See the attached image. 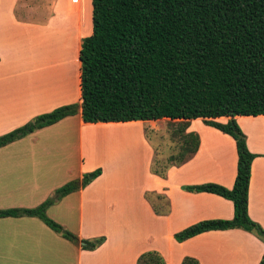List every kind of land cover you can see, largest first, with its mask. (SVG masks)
<instances>
[{"label": "crops", "instance_id": "crops-1", "mask_svg": "<svg viewBox=\"0 0 264 264\" xmlns=\"http://www.w3.org/2000/svg\"><path fill=\"white\" fill-rule=\"evenodd\" d=\"M41 1L0 0V134L58 106L77 103L79 107L76 114L0 147V209L36 206L65 182L101 167L99 176L51 205L47 214L67 228L74 221L69 229L80 239L104 235L105 240L87 250L36 217H3L0 258L9 264H25L29 259L41 264H136L140 254L154 250L165 264H179L185 256L199 264H258L264 242L240 228L205 231L180 242L174 239V233L197 221L233 217L230 200L182 188L204 182L231 188L237 167L233 137L201 118L190 119L184 132L198 135L196 152L172 162L164 177L154 172L156 144L146 128L168 120L172 131L181 130L179 123L186 120L84 122L79 54L82 38L92 30L91 0H67L65 7L52 2L48 13L41 10L45 3ZM235 119L246 134L248 149L256 154L251 162L248 215L264 228V114ZM245 121L252 123L247 126ZM128 134L130 139L120 140ZM130 140L135 159L127 162ZM73 163L78 166L71 171ZM134 180L139 184L133 197L129 186ZM158 193L168 198L169 208L163 214L148 199L152 194L158 199ZM110 204L135 210V231L120 230L132 225L128 219L105 221L92 216L95 206ZM67 214L65 222L60 217Z\"/></svg>", "mask_w": 264, "mask_h": 264}, {"label": "trees", "instance_id": "trees-1", "mask_svg": "<svg viewBox=\"0 0 264 264\" xmlns=\"http://www.w3.org/2000/svg\"><path fill=\"white\" fill-rule=\"evenodd\" d=\"M91 8L92 30L82 38L79 54L82 120L184 119L179 123L183 128L173 130L179 139L177 162L198 148V135L184 132L190 119L201 118L232 136L237 150L232 187L204 182L182 188L230 200L233 217L197 221L174 233V239L180 242L205 231L240 228L264 242V228L248 215L251 162L256 154L248 149L235 119L264 114V0H91ZM78 107L65 104L32 117L0 134V147L76 114ZM222 116L228 117L226 122L217 120ZM101 172L97 167L65 182L36 206L0 209V218L36 217L63 238L93 250L104 242V235L80 239L51 219L47 209ZM153 208L160 211L156 205ZM136 264L165 261L151 250L140 254ZM179 264L199 262L185 256ZM258 264H264V253Z\"/></svg>", "mask_w": 264, "mask_h": 264}, {"label": "rangeland", "instance_id": "rangeland-1", "mask_svg": "<svg viewBox=\"0 0 264 264\" xmlns=\"http://www.w3.org/2000/svg\"><path fill=\"white\" fill-rule=\"evenodd\" d=\"M58 3V5H61L62 7H65V2L67 0H42L41 2H45L41 5V10H44L46 13H48V11L52 10V2H56ZM72 3H75V0H70ZM81 2H83V0H81ZM251 121H245V125L250 126L251 125ZM147 125V124H146ZM131 127H136V126H131ZM152 128L147 127L146 128V133L147 136L149 137V140L153 142V144H156V158L154 159V162L152 164V168L154 170L159 171L160 173L162 172L164 175L162 177L165 176L166 171L168 166H170V164H172V162H177L178 158H179V154H178V145H179V139L177 137V135L173 134L172 131V127L171 124L168 120H165L164 122H153L152 123ZM241 128V127H240ZM242 130V128H241ZM242 132L244 133V131L242 130ZM245 134V133H244ZM246 135V134H245ZM123 136V135H121ZM129 134L127 136H123L120 137L122 139L120 140H126V139H130ZM123 141V142H124ZM130 144V156L129 159L127 160V162H129V160H134L135 156H134V151L132 150V146H131V140L128 142ZM137 154V152H136ZM170 156H173L174 159L170 160ZM132 158V159H131ZM70 165V164H68ZM130 165V164H129ZM77 164L73 163L70 165V169L72 171V169L74 170V168H77ZM161 176V175H160ZM139 181L134 180L131 184V186H129L130 190L134 193L133 197L135 195V193L137 192V188H138V183ZM113 186V184H112ZM114 187L118 190H120V188L116 187V185H114ZM159 196L163 197V198H156V196L154 194H152V197L150 199V197H148V199L154 202V206L156 205V207L160 210L158 213L159 214H163L165 213V211H168L169 206L167 205V196L166 194H160L158 193ZM119 199V198H118ZM153 206V207H154ZM130 209V208H129ZM128 207H114L112 204L110 205H104L103 207L101 206H95V209L93 210L94 212L92 213V216L95 218H99L102 220H107L108 218L110 219H115V220H122V219H128L132 225L130 226H125L120 228V230H125V231H135L136 226L134 225L133 221L136 218V212L134 210L131 211L129 210ZM89 214V212H87ZM51 214H55L54 210H51ZM63 214V213H62ZM48 215V214H47ZM49 216V215H48ZM57 216V215H56ZM59 216V215H58ZM51 219H53L51 216H49ZM65 217H70L69 214L64 215L62 218V220H65V222H68ZM55 220V219H53ZM56 221V220H55ZM58 222V221H56ZM74 221L70 220L67 224L68 227L72 226V223ZM59 223V222H58ZM106 223V222H105ZM61 224V223H59ZM62 225V224H61ZM64 228L68 229L69 231L74 232L73 229H69L67 227H65L64 225H62ZM119 230V228H118ZM76 234V233H75ZM43 263V262H42ZM0 264H9V260L5 259V258H0ZM25 264H41L37 261H34L32 259H29L26 261Z\"/></svg>", "mask_w": 264, "mask_h": 264}]
</instances>
